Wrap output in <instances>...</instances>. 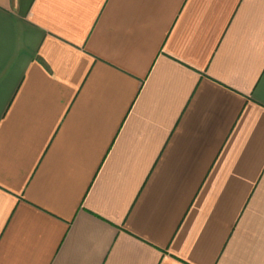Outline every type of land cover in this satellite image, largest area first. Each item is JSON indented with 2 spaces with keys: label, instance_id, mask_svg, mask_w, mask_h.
<instances>
[{
  "label": "crops",
  "instance_id": "0c3cea01",
  "mask_svg": "<svg viewBox=\"0 0 264 264\" xmlns=\"http://www.w3.org/2000/svg\"><path fill=\"white\" fill-rule=\"evenodd\" d=\"M0 264H264V0H0Z\"/></svg>",
  "mask_w": 264,
  "mask_h": 264
}]
</instances>
